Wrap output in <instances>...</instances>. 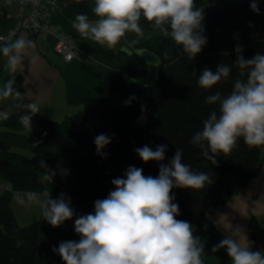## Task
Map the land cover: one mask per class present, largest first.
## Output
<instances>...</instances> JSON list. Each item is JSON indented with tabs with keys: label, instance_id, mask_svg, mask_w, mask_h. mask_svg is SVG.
Instances as JSON below:
<instances>
[{
	"label": "trees",
	"instance_id": "obj_1",
	"mask_svg": "<svg viewBox=\"0 0 264 264\" xmlns=\"http://www.w3.org/2000/svg\"><path fill=\"white\" fill-rule=\"evenodd\" d=\"M62 1L65 3L62 12L67 20H74L77 13L88 14L90 20L96 19L91 0ZM258 2L259 15L250 9L249 0H234L233 3L195 0L196 6L205 12L204 29L208 42L193 59L168 35L137 41L135 47L139 51L160 59L159 64L152 65V84L146 85L141 78L120 67L111 68L104 76L97 74L105 91L126 94L120 109L81 85L68 82L67 102L90 109H80L62 121L37 113L32 118L31 135L27 136L22 134L26 129L19 119L3 125L6 130H0V180L10 184L11 191L0 193V264H64L61 257L53 253V247H58L61 241L80 239L74 231L76 217L55 228L44 221L43 216L20 226L11 207L12 191L51 190L53 199L63 192L71 198L78 215L92 213L94 201L107 197L113 189L111 180L123 177L128 166L143 169L145 176H158L159 163H145L134 151L146 144L153 150L157 145L167 144L162 163H168L176 148H181L183 162L193 171L211 173L213 183L202 190L174 188L172 191L174 203L180 209L177 219L190 222L194 234L200 236L202 242L214 239L218 230L208 219V213L255 179L263 167L264 146L249 147L241 138L231 153L218 155L214 165L190 140L202 128V121L210 111L218 107L206 105V96L216 91L227 95L236 79L246 80V71L233 66L237 43L242 44L245 58L263 54L264 0ZM140 24L155 29L143 18ZM140 53L133 52L132 63L146 65V58ZM221 62L232 66L229 78L210 90L200 89L197 81L201 71L205 67L215 71ZM13 86L20 93L23 91L20 78L15 79ZM132 95L137 99L126 106L125 101ZM142 105L145 106L143 112ZM141 116H146L143 124L138 121ZM100 133L114 137L104 149L107 158L96 154L94 137ZM10 136L25 138V149L31 155L13 150L12 144L16 141L9 140ZM35 141L41 143L33 148ZM41 161L53 168L58 164L66 167L70 174L66 177L57 175L53 184L41 185L38 183L44 172Z\"/></svg>",
	"mask_w": 264,
	"mask_h": 264
},
{
	"label": "clouds",
	"instance_id": "obj_2",
	"mask_svg": "<svg viewBox=\"0 0 264 264\" xmlns=\"http://www.w3.org/2000/svg\"><path fill=\"white\" fill-rule=\"evenodd\" d=\"M249 6L255 14H260L258 0H249ZM92 13L96 17L94 21L86 13H77L72 27L82 37L108 48H115L128 33L142 37V18L182 46L190 59L200 54L208 42L205 12L196 6L195 0H94ZM32 47L33 42L23 37L10 40L0 35V52L7 58V67L12 73L23 68L26 50ZM243 51L242 44L237 43L233 66L246 71V80L236 79L227 95L216 91L206 96V105L218 107L210 111L202 121V128L190 140L214 165L216 157L231 153L241 138L249 147L264 146V54L245 58ZM231 71L232 66L222 62L217 64L215 71L205 67L198 77V87L210 90L227 80ZM19 95L12 81L0 88V100ZM135 99L132 95L125 105ZM141 108L143 112L145 106ZM27 109L19 123L31 132L32 118L41 109L35 102L29 103ZM9 117L7 110L0 111V121H7ZM113 138L104 133L94 137L98 156L107 158L104 149ZM40 143L35 141L32 147ZM167 150V144L157 145L155 150L147 144L135 148L143 162L159 163L158 176H145L143 169L128 166L123 177L111 180L113 189L107 197L94 201L92 213L78 215L71 198L63 192L55 199L44 192L42 195L46 198L42 200L40 193L24 191L16 194L17 202L26 206L39 205L44 221L54 228L76 217L74 231L80 239L61 241L52 249L64 264H204V243L194 234L190 222L177 219L180 209L174 203L172 190H202L213 183L212 175L193 171L183 162L181 148H176L168 163H162ZM40 167L44 169L38 178L41 185L53 184L57 175L70 174V169L59 164L53 168L41 161ZM253 244L243 226L231 225L224 238L212 246L211 252L225 249L232 264H264V249L252 250Z\"/></svg>",
	"mask_w": 264,
	"mask_h": 264
},
{
	"label": "crops",
	"instance_id": "obj_3",
	"mask_svg": "<svg viewBox=\"0 0 264 264\" xmlns=\"http://www.w3.org/2000/svg\"><path fill=\"white\" fill-rule=\"evenodd\" d=\"M226 1L228 3L234 2V0ZM17 11V5H8L5 0H0V35H5L10 31L14 25ZM51 20L61 30L69 25L63 12L58 10L51 12ZM62 25H65V27ZM66 30L63 31L72 38L74 37L73 39H78L80 36L74 29L70 30V32ZM19 37L31 40L34 47L26 50L23 68L16 73H12L9 70L7 58L0 53V87L2 88L9 81L14 82L17 78L21 79L23 86V91L20 93L19 101L17 102L19 106L17 112H10L9 119L0 121V126L8 121L20 119V116L24 115L22 114L23 111L26 110L28 112L27 105L29 103H37L41 111L52 107H61L63 109L72 105L80 106L67 102V83L75 82L68 80L66 75L63 74L62 65H65L54 55L56 52L55 38L31 36L26 32H20L17 38ZM261 49L264 54V40L261 42ZM96 63H98L97 65H104L106 69L109 68V65L103 61L98 60ZM65 64H70V62L65 61ZM78 85L86 88L83 86L84 84ZM86 89L89 90L88 88ZM89 91L92 92L91 90ZM262 153L264 157V150ZM207 217L215 225L218 233L210 242H203L205 248L204 264H232L225 249H221L216 253L211 252L212 246L224 238L231 225L243 226L248 239L254 242L252 250L264 249V163L262 169L250 184L242 187L236 194L229 197L224 204L219 205L213 212L208 213Z\"/></svg>",
	"mask_w": 264,
	"mask_h": 264
},
{
	"label": "rangeland",
	"instance_id": "obj_4",
	"mask_svg": "<svg viewBox=\"0 0 264 264\" xmlns=\"http://www.w3.org/2000/svg\"><path fill=\"white\" fill-rule=\"evenodd\" d=\"M91 2L94 4V0H91ZM69 25L65 27V25H62L65 27L63 30H69L67 32H70V30H73L72 27L73 21H66ZM70 26V27H69ZM144 31V35L142 37H137L135 33H128L126 34L125 38L121 41L119 45H117L115 48H108L106 45L101 46L94 41L82 37L75 29V32H77L78 39H73L76 48L80 51L79 59H74L73 62L70 64H65V60L57 54V52L54 53L55 57L59 59V61L63 62L65 66L62 65V72L66 75L68 80H73L77 84H84L86 88L91 90L96 96H98L100 99H104L109 101L116 109H120L122 106L123 98L126 96L124 92L119 93H109L104 90L101 79L97 75L98 73H103L102 76L106 75L108 71L113 67H120L128 72H130L134 77L141 78L146 85H150L154 82V77L152 73V65H157L160 63V59L156 56H154L151 53H147L146 51H139L135 44L132 43V41H140L144 39H154L158 35H165L162 31L159 29H150L146 28L143 25H141ZM74 38V37H73ZM78 40V41H77ZM77 41V42H76ZM133 52H141L140 54L146 58V65L143 66H137L132 63V57L131 55ZM98 60L105 62L109 65V68L106 69L104 65H97L96 63ZM1 88V87H0ZM19 101V97L13 96L6 100H0V111L7 110L9 113H16L17 108L19 107L17 102ZM80 109H90L87 106H74L71 107H52L50 109H45L40 111L39 113L45 115L46 117L56 120V121H62L65 116H70L72 114L77 113ZM11 110V111H10ZM24 110V109H23ZM10 113V114H11ZM27 111H23L22 114H26ZM145 117L146 116H141ZM139 118L138 121L140 123H144L146 119ZM0 130H6V128L1 125ZM22 134L24 135H31V132L28 130L22 131ZM9 140H15L16 142L12 144L13 150L30 156L31 153L29 150L25 149V138L19 137V136H10ZM23 141V142H22ZM27 191V190H26ZM4 192L3 189L0 188V193ZM24 192V191H12L11 192V207L12 210L16 216V220L20 226H26L27 224L32 223L35 219H39L42 216L41 209L39 205H21L17 202L16 194ZM41 194V199H45L42 194L47 191H36ZM48 193L51 194V190H48Z\"/></svg>",
	"mask_w": 264,
	"mask_h": 264
},
{
	"label": "built area",
	"instance_id": "obj_5",
	"mask_svg": "<svg viewBox=\"0 0 264 264\" xmlns=\"http://www.w3.org/2000/svg\"><path fill=\"white\" fill-rule=\"evenodd\" d=\"M5 3L17 5L18 11L14 25L2 36L15 40L20 32H26L41 38L53 37L56 40L55 51L66 62L79 59L80 51L76 48L73 38L51 20V12L63 11L65 3L62 0H5ZM0 188L11 191L10 184L2 180H0Z\"/></svg>",
	"mask_w": 264,
	"mask_h": 264
}]
</instances>
